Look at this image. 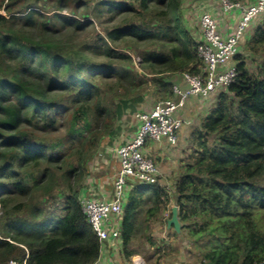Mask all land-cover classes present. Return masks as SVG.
<instances>
[{
	"label": "trees",
	"instance_id": "16d2710c",
	"mask_svg": "<svg viewBox=\"0 0 264 264\" xmlns=\"http://www.w3.org/2000/svg\"><path fill=\"white\" fill-rule=\"evenodd\" d=\"M39 1L0 0V264H95L104 244L81 206L101 200L87 195L90 162L115 145L119 120L149 85L161 84L155 93L164 99L166 79L199 73L202 61L183 26V0H48L50 13ZM93 19L105 36L76 41ZM253 20L247 53L234 57L236 80L219 89L173 193L127 185L124 250L142 200L153 203L146 212L154 216L173 196L199 264H263L264 56L255 72L248 59L264 50V14Z\"/></svg>",
	"mask_w": 264,
	"mask_h": 264
},
{
	"label": "built area",
	"instance_id": "2783aa9c",
	"mask_svg": "<svg viewBox=\"0 0 264 264\" xmlns=\"http://www.w3.org/2000/svg\"><path fill=\"white\" fill-rule=\"evenodd\" d=\"M217 1L221 3L224 11L234 8L240 10L241 18L236 29L228 37L223 38L218 32L216 19L209 12L202 13L200 26L203 41L197 46L198 56L202 61L201 71L196 74L189 72L182 74L188 88L180 90L175 86L173 91L178 96L177 99H160L153 109L140 110L136 113L139 125L135 136L114 148L120 169L113 180L112 197L109 200L92 198L81 200L83 212L102 243L115 240L120 235L118 225L112 226L108 221L111 217L121 214L127 185L136 180L150 185L159 184L160 170L155 161L143 151L146 142L165 138L170 144L175 145L179 130L185 123L176 115V110L185 103L188 96L206 97L236 80L235 64L223 69H220V66L224 67L240 53V41L245 30L252 19L264 14V0Z\"/></svg>",
	"mask_w": 264,
	"mask_h": 264
},
{
	"label": "crops",
	"instance_id": "0c3cea01",
	"mask_svg": "<svg viewBox=\"0 0 264 264\" xmlns=\"http://www.w3.org/2000/svg\"><path fill=\"white\" fill-rule=\"evenodd\" d=\"M183 1L184 3H182L181 15L184 24L183 26L184 29L191 35L193 41L197 46L203 41V33L200 26V17L202 13L209 12L216 19L218 32L223 38L228 37L236 29L239 23V19L241 16L240 10L234 8L229 11H224L221 3L217 0ZM249 1L254 2V0ZM257 24L258 23H256V21L254 20L250 23L245 32L247 33V35L245 36L244 34L243 38L241 39L240 47H243L244 45L245 46L243 48L246 47V44L249 42L255 31V25ZM235 61L236 59L230 60L224 67L221 68L220 66V69L234 65ZM165 82L169 89H171V93L169 91L168 94H164L163 97L166 96L164 99L175 100L178 98V96L173 91L175 86L180 90H185L186 88H188V84L182 75H170ZM162 88L163 86L161 84H153L152 89L150 91L148 89L143 102L140 103L144 105V111H149L155 107L157 100H159V97H161V94L155 93V91L156 89L161 90ZM218 92L219 90L211 93L206 97L190 95L186 99L185 103L176 110V115L181 117L185 121V123L179 130L178 141L175 145L170 144L167 139L162 138L159 141L148 140L143 148L144 153L155 161L160 170L161 175L159 184L161 186H164L165 189L171 194L174 190L173 185L175 181L182 174H184L185 167L190 162L191 155L197 146V135L201 129L202 121L215 107ZM142 105L141 107H143ZM123 116L119 120L120 123L115 129L117 134L115 145L112 147H106L104 151H100V153H98L99 156H101L100 161L98 160V156H96L94 161L90 165V169L92 171L91 175L94 176V182L92 183L90 181V188H88L87 190V193L90 194L87 195L91 197L101 200H109L111 198V184L113 183V181L111 183H103L100 179H98L100 178L98 175H104L108 170L107 166H109L110 161H113V159H117L116 172L113 175L114 179L119 170V161L115 154L114 148L120 145H117V143H122L126 139L133 138V136H135L136 134L138 126V120L136 119V117L135 119L132 118V120L126 123V120ZM133 183H135V181L131 182V185ZM126 189L127 190L124 194L126 196L133 192V187L128 186V188ZM149 194H151L150 191H146V193H144V196L148 197ZM174 205L175 200L173 196H171L166 208L161 210L162 212L169 211L170 215L171 208ZM170 216L167 219H169ZM119 218L120 215L113 216L111 217V219H109L108 223H110L112 226H114L115 224V226H117L119 223L118 228L121 235V222ZM103 244L104 245H102L100 257L95 264H138V261L140 260L138 256H135L132 259V256L134 255H126V250H124L123 248L121 237H118L115 240L106 241ZM126 258L131 260V263H129Z\"/></svg>",
	"mask_w": 264,
	"mask_h": 264
},
{
	"label": "rangeland",
	"instance_id": "374dc122",
	"mask_svg": "<svg viewBox=\"0 0 264 264\" xmlns=\"http://www.w3.org/2000/svg\"><path fill=\"white\" fill-rule=\"evenodd\" d=\"M47 2L48 0H40L39 6L41 7L42 10L46 12L49 13L53 12L46 4ZM65 5L66 6L63 8L61 13L67 15L69 14L70 8L68 6V3ZM78 7L79 6L76 5V8ZM183 8H184V4H183ZM79 9L82 10V6H80ZM2 12L3 10L0 9V13ZM77 16L81 19L89 18V14H85L83 16L80 15ZM103 23L105 24V20H103ZM111 24L112 22L106 23V25H109V27L111 26ZM96 31H99L105 36V32L103 31V26L97 23L96 20L93 19V24L91 23L82 26L81 28L78 29V31H76L74 35L75 40L80 41L86 38L88 41L89 40L97 41V37L94 36ZM246 35L247 33H245V36ZM140 47H144L143 44H141ZM243 47L242 46L240 47L239 54L241 55L247 53L246 49ZM124 52L132 54L134 63H137L139 61V57L134 52L130 50L129 51L124 50ZM260 55H261L260 57L255 56L254 58L255 60H251L252 57L248 59L249 61L248 67L253 72H255V70L257 69V66L260 63L259 61L260 58L264 56V50H260ZM97 59H101L104 61V59L101 57H98ZM134 67L135 69L136 68L138 69L136 64H134ZM148 89L150 91L152 89V85H149ZM141 105L142 104L137 105L135 111L132 112L129 111L124 114L123 117L126 120V123L132 120V118L135 119V115L138 111L144 110V105H142L143 107H141ZM119 144L120 143H117V145ZM97 156H98V160L100 161L101 156H99V154H97ZM94 159L90 162V165L92 164ZM116 163H117V159H113V161H110L109 166H107L108 168L107 172L101 176L99 174L98 176L100 178L98 179H100L103 183H109V182L111 183L113 181V175L116 172ZM88 179L92 183L94 182L93 175H89ZM142 203L143 204H141L140 208L137 210L136 225L132 233L131 240L126 249L128 251H131L132 255H134L132 256V259L133 257L138 256L140 258L139 261L145 262V264H199L196 261V259H199L202 255L200 252H198L197 249L193 248L194 240L188 234L187 229L181 228L179 232H176L173 229V227L167 226V218L169 217V211L162 212V210H160L157 212V214L155 213L154 216H150L146 211L153 205V203L151 201L148 202L147 200L145 202L144 199L142 200ZM123 216H124V206L120 214V217L122 219ZM258 217H261V219L263 220V221L262 220L258 221L259 223L258 227L264 231V213H259ZM121 218L120 221L122 220ZM205 220L209 221L210 219L207 218ZM208 240L209 239H205L201 243L205 244L206 242H208ZM126 260L129 261V263H131V260L127 258Z\"/></svg>",
	"mask_w": 264,
	"mask_h": 264
},
{
	"label": "water",
	"instance_id": "95a60500",
	"mask_svg": "<svg viewBox=\"0 0 264 264\" xmlns=\"http://www.w3.org/2000/svg\"><path fill=\"white\" fill-rule=\"evenodd\" d=\"M167 226L173 227V229L176 232H179L181 230V224H180V221L178 219V207L177 206H173L171 208V216L167 220ZM263 264H264V261H263Z\"/></svg>",
	"mask_w": 264,
	"mask_h": 264
},
{
	"label": "bare ground",
	"instance_id": "6f19581e",
	"mask_svg": "<svg viewBox=\"0 0 264 264\" xmlns=\"http://www.w3.org/2000/svg\"><path fill=\"white\" fill-rule=\"evenodd\" d=\"M113 156H114V155H113ZM115 157H116V156H115ZM121 216H122V215H121ZM120 218H121V217H120ZM120 218H119V219H120ZM121 219H122V218H121ZM120 222H121V221H120ZM90 225H91V224H90ZM118 225H119V223H118ZM120 226H121V225H120ZM92 230H93V229H92ZM120 237H121V236H119V238H120ZM119 243H120V242H119ZM121 250H122V249H121ZM123 255H124V254H123Z\"/></svg>",
	"mask_w": 264,
	"mask_h": 264
},
{
	"label": "clouds",
	"instance_id": "9594fccd",
	"mask_svg": "<svg viewBox=\"0 0 264 264\" xmlns=\"http://www.w3.org/2000/svg\"><path fill=\"white\" fill-rule=\"evenodd\" d=\"M116 148V147H115ZM174 206H177V205H174ZM178 207V206H177ZM168 220V219H167ZM138 262H140V261H138Z\"/></svg>",
	"mask_w": 264,
	"mask_h": 264
}]
</instances>
